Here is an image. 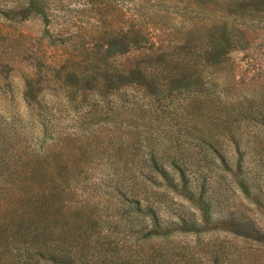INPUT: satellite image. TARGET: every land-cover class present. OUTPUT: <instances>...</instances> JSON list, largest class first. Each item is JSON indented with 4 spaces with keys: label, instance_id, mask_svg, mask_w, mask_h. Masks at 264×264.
Listing matches in <instances>:
<instances>
[{
    "label": "rangeland",
    "instance_id": "374dc122",
    "mask_svg": "<svg viewBox=\"0 0 264 264\" xmlns=\"http://www.w3.org/2000/svg\"><path fill=\"white\" fill-rule=\"evenodd\" d=\"M0 264H264V0H0Z\"/></svg>",
    "mask_w": 264,
    "mask_h": 264
}]
</instances>
